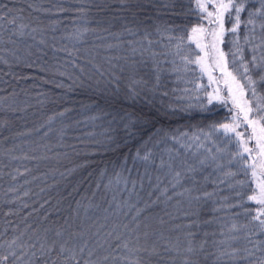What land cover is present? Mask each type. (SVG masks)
<instances>
[{
	"label": "snow or ice",
	"instance_id": "snow-or-ice-1",
	"mask_svg": "<svg viewBox=\"0 0 264 264\" xmlns=\"http://www.w3.org/2000/svg\"><path fill=\"white\" fill-rule=\"evenodd\" d=\"M0 65L14 80L34 78L14 69H36L70 81L68 91L123 93L149 104L157 93L169 95L166 74L207 77V84L185 81L193 87L183 92L199 100L192 93L202 91L228 112L195 131L157 129L61 209L71 193L40 202L30 185L47 180L48 173L34 175L40 160L68 155L54 147H65L72 125L53 124L71 109L5 136L27 107L18 106L14 90L0 96V264H264V0L0 3ZM121 119L125 128L139 122L132 114ZM41 132L39 142L17 143ZM52 132L55 146L44 143Z\"/></svg>",
	"mask_w": 264,
	"mask_h": 264
},
{
	"label": "trees",
	"instance_id": "trees-1",
	"mask_svg": "<svg viewBox=\"0 0 264 264\" xmlns=\"http://www.w3.org/2000/svg\"><path fill=\"white\" fill-rule=\"evenodd\" d=\"M22 2L23 0H0V3L7 4L8 7H19ZM184 3L186 4L187 0H184ZM164 18L169 19L168 16ZM65 23L70 29L71 24L67 21ZM176 23H180V21L177 20ZM58 55L62 62L64 54L59 53ZM47 60L50 64L57 63L51 52H49ZM8 71L6 66L0 65V96H6L14 90L19 94L18 106L27 107V112L19 114L22 118L16 119L13 131L5 132V136L12 135L15 131L23 130L25 127L31 129L33 126H39L48 116L65 109H71L65 117H57L53 124L54 129L72 125L67 128L64 139L65 147H54V152H67L68 155H61L58 159L40 160L34 175L43 177L45 173H48L47 180L46 182L43 179L35 180L30 185L33 193L32 199L40 202L44 198H49L55 204L61 196H68L71 193L69 200L61 205V209H66L71 200L89 194L91 185L98 179V173L101 170L111 169L113 165L119 164L125 156L134 155L157 129L169 132L176 129L195 131L197 127L222 121L228 116L227 110L219 102L204 105L187 100L180 90L179 76L175 74H166L164 77V87L169 95L162 97L157 93L153 103L149 104L145 103L146 98L144 97L132 101L127 99L123 93L114 96L82 88L68 91L70 81L53 76L51 73H41L36 69H14L17 73L22 72L26 76H33V79L17 78L14 80L6 74ZM59 83H63L64 86L57 87ZM126 114H132L133 121L139 118V122L133 127L125 128L124 125L127 121L122 120L121 117ZM3 115L9 119L13 118L11 113ZM94 116L100 118L93 120ZM42 132L26 138V143L24 138L18 140L17 143H24L27 147V144L32 141L39 142ZM77 137H81L84 140V145L87 146L82 145L76 139ZM57 139V133L52 132L44 140V143L55 146ZM8 143L10 146L11 142ZM67 145H75V151ZM76 152L80 154L77 155ZM43 153L44 149L41 148L40 154ZM48 155L53 156L54 153H48ZM35 163H31L29 166L34 167ZM69 170L74 171L69 174ZM61 172L66 174V179L60 177ZM28 179L32 178L28 177ZM22 182L23 178H21ZM53 183H57V187H49ZM3 187L5 189L8 187L7 178ZM42 187L47 188V191L41 193ZM76 189H79L78 193L75 191ZM211 190L209 188V191ZM212 207L209 205L204 209L205 219L212 218ZM59 215L58 213L57 216ZM220 215L224 216L225 214L220 213ZM216 228L217 225L213 224L207 230L212 231Z\"/></svg>",
	"mask_w": 264,
	"mask_h": 264
},
{
	"label": "rangeland",
	"instance_id": "rangeland-1",
	"mask_svg": "<svg viewBox=\"0 0 264 264\" xmlns=\"http://www.w3.org/2000/svg\"><path fill=\"white\" fill-rule=\"evenodd\" d=\"M197 75H198V73H197ZM178 79H179V84H180V90L182 92H183V89H185V88L191 89L193 87L192 83H186L185 81L191 80L193 82H202L204 84H207V77H204L203 81H197L196 77L191 75V74L183 76V79H181L180 77ZM214 87H216V85H212V87L208 88V91H212V88H214ZM184 95H185L186 99L189 101H194L196 103H200V104H204V105L209 104L207 97L204 96L202 91H200L199 93H192V95H199V97H200L199 100H196V99L190 100V99H188V94L184 93ZM213 102H218V101L214 99Z\"/></svg>",
	"mask_w": 264,
	"mask_h": 264
}]
</instances>
